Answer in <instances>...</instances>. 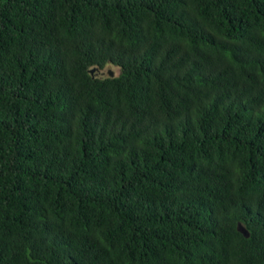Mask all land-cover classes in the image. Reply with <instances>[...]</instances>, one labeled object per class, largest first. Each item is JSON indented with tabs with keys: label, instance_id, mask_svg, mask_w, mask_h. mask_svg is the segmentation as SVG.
I'll use <instances>...</instances> for the list:
<instances>
[{
	"label": "trees",
	"instance_id": "16d2710c",
	"mask_svg": "<svg viewBox=\"0 0 264 264\" xmlns=\"http://www.w3.org/2000/svg\"><path fill=\"white\" fill-rule=\"evenodd\" d=\"M0 264H264V0H0Z\"/></svg>",
	"mask_w": 264,
	"mask_h": 264
},
{
	"label": "water",
	"instance_id": "95a60500",
	"mask_svg": "<svg viewBox=\"0 0 264 264\" xmlns=\"http://www.w3.org/2000/svg\"><path fill=\"white\" fill-rule=\"evenodd\" d=\"M97 70H98L97 68H93V69H90L89 72L93 77H95L96 75L94 74L95 72H97ZM108 75L112 77L113 76L112 71L109 70ZM237 229L245 238L249 237V232L244 228V226H242L241 224H238Z\"/></svg>",
	"mask_w": 264,
	"mask_h": 264
},
{
	"label": "rangeland",
	"instance_id": "374dc122",
	"mask_svg": "<svg viewBox=\"0 0 264 264\" xmlns=\"http://www.w3.org/2000/svg\"><path fill=\"white\" fill-rule=\"evenodd\" d=\"M109 70L112 71L113 76H117L119 74V69L117 67L107 66L105 69L98 71L96 76H107Z\"/></svg>",
	"mask_w": 264,
	"mask_h": 264
}]
</instances>
